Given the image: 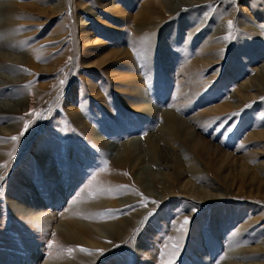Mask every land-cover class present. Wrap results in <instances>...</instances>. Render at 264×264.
Instances as JSON below:
<instances>
[{
	"label": "rangeland",
	"instance_id": "1",
	"mask_svg": "<svg viewBox=\"0 0 264 264\" xmlns=\"http://www.w3.org/2000/svg\"><path fill=\"white\" fill-rule=\"evenodd\" d=\"M17 1L7 52L37 68L0 70L24 109L0 114V264H235L264 247V0Z\"/></svg>",
	"mask_w": 264,
	"mask_h": 264
},
{
	"label": "bare ground",
	"instance_id": "2",
	"mask_svg": "<svg viewBox=\"0 0 264 264\" xmlns=\"http://www.w3.org/2000/svg\"><path fill=\"white\" fill-rule=\"evenodd\" d=\"M178 1H179L178 3H167L164 6L166 8H169V9L172 10V9L176 8L177 6H179V5H189V4L192 3V2H190V0H178ZM1 3H3V4H1ZM18 6L21 7V9H23L25 11L29 10V8H27L26 5H23V4L22 5H18V1L17 0H10L9 3L8 2L5 3L3 1L0 2V37H1V39H0V70L2 69V71H3V69H6L5 71H7L10 74H14V73L8 67H10L13 64H17V65L18 64H27V65H30L31 67H34L35 69L37 68V66L34 65V62H32L30 60H28L27 63L20 62V59H21L20 57L22 55L20 57H15V56H10V54L7 52V51L13 50V52H18V54H20L19 53L20 52L19 48H21V47H19L20 45L17 46L16 42H18L21 38H16L15 37V35L13 33V27H12V24L16 23L15 18H17V15L14 12H15V7H18ZM156 8H157V6H155L154 4H151V3H148L147 6L144 7V10L139 15V22H138V26L139 27L142 26L149 19V17H151L156 12ZM13 42H14V45H13ZM9 62H12V63L9 65V64H7ZM263 73H264V69H263ZM19 81H21V80L20 79H15L14 77H9L8 75L0 74V82H1L0 87L3 86L2 83L4 85H11L14 82H16V84H17ZM16 97H18V96L15 95L14 93H11V94L8 95L6 93H1L0 92V114L1 115H3V116H8L9 115L10 116L12 114H19V113H22L24 111V109L22 110V106H23V105H21L22 101L15 100ZM2 98H6L7 101L2 100ZM8 98H9L10 101H8ZM23 102H24V100H23ZM149 109H151V108H149ZM136 110H139V107H137ZM166 116H167L166 118L168 120H170V124H169L170 126H169V128L166 127L167 129L166 128L165 129L161 128V131H162V133L165 132V136H167V135L171 136V135H174L176 133L175 132V128L176 127H173L172 123H171V120L174 121V118H173V116H170V115H166ZM174 124H175V121H174ZM11 127L13 129L16 126L15 127L14 126H10L9 128H11ZM5 128L6 127H4V128L0 127V135L7 134V131H6ZM8 131L12 132V130H10V129ZM153 137H154V135H153ZM168 156H169V154H168ZM35 158L37 159V161L39 159L41 160L39 162L41 163L42 171H44V174L46 175V179L48 180V182L54 184L53 181H56L57 178L53 179V177L50 176L51 175V169H50L46 159L45 158H39L38 159L37 157H35ZM55 177H57V176H55ZM31 192H32V196H33L34 190H32ZM34 198L37 201V203L40 202L39 201L40 199L38 197L36 198L35 195H34ZM69 227L74 232L73 237H75L78 240L80 239V241H84V242L86 241L85 243L90 248L91 247L92 248L98 247V245L96 246V243L94 241H89L88 242L84 238V237H87L89 232L85 233V231H83L79 227L78 228L73 227V226H69ZM87 231H89V230H87ZM250 240H251V238H250ZM249 242L250 241H248V239H247V242H246L245 245H249V244L252 243V242L251 243H249ZM235 252H236L235 254L233 252L230 255H228V257H227L230 260H236V259L240 260L239 263H235V264H242V262H243V264H263V263H256L255 262L257 259L260 258V255L264 252V247H261L259 244L251 246V247H248V248H243L242 250L235 251ZM245 257H247L248 259L247 260H242ZM31 259L34 262H36L38 260V255L33 254ZM223 264H234V263L232 262V263H223Z\"/></svg>",
	"mask_w": 264,
	"mask_h": 264
},
{
	"label": "snow or ice",
	"instance_id": "3",
	"mask_svg": "<svg viewBox=\"0 0 264 264\" xmlns=\"http://www.w3.org/2000/svg\"><path fill=\"white\" fill-rule=\"evenodd\" d=\"M231 27H232V23L229 22V28H231ZM25 127L27 128L28 126L26 125ZM12 139H13V140H16L17 137H13ZM154 203H155V202H154ZM188 223H189V219H188L187 217H185V219L183 220V223H182V225H181V228H183V226L187 225ZM69 251H71V250H69ZM98 251H100V254H103V253H102V250H98Z\"/></svg>",
	"mask_w": 264,
	"mask_h": 264
}]
</instances>
